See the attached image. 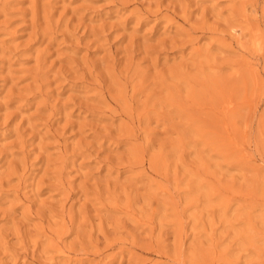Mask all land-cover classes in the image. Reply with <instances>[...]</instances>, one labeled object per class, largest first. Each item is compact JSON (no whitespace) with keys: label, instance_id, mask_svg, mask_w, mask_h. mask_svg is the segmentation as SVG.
<instances>
[{"label":"rangeland","instance_id":"rangeland-1","mask_svg":"<svg viewBox=\"0 0 264 264\" xmlns=\"http://www.w3.org/2000/svg\"><path fill=\"white\" fill-rule=\"evenodd\" d=\"M0 264H264V0H0Z\"/></svg>","mask_w":264,"mask_h":264},{"label":"bare ground","instance_id":"bare-ground-1","mask_svg":"<svg viewBox=\"0 0 264 264\" xmlns=\"http://www.w3.org/2000/svg\"><path fill=\"white\" fill-rule=\"evenodd\" d=\"M134 14V13H133ZM203 28V27H202Z\"/></svg>","mask_w":264,"mask_h":264}]
</instances>
